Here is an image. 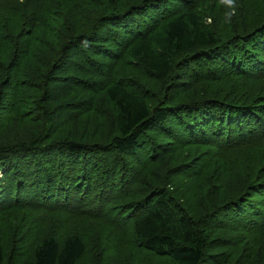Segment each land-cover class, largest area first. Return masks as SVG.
Listing matches in <instances>:
<instances>
[{
    "label": "trees",
    "instance_id": "16d2710c",
    "mask_svg": "<svg viewBox=\"0 0 264 264\" xmlns=\"http://www.w3.org/2000/svg\"><path fill=\"white\" fill-rule=\"evenodd\" d=\"M82 1L0 0L10 244L33 243L45 215L128 228L140 264H263L264 0H92L81 30L53 23ZM230 174L239 189L221 198ZM0 234V264L87 250L72 232L6 258Z\"/></svg>",
    "mask_w": 264,
    "mask_h": 264
},
{
    "label": "rangeland",
    "instance_id": "374dc122",
    "mask_svg": "<svg viewBox=\"0 0 264 264\" xmlns=\"http://www.w3.org/2000/svg\"><path fill=\"white\" fill-rule=\"evenodd\" d=\"M17 1L18 0H1V3L14 4ZM91 1L92 0H84L82 2H79L78 3L79 7H73L72 5L67 4V6L69 7L67 8L68 10L64 11V13H62V15H60V17L58 18L53 17L52 18L53 23L55 24L61 23V25L63 26L65 25V23H67V20H69L70 23L75 28L81 30L84 21L80 19V17H83V19L84 18L87 19L90 16V13L86 12V10L96 7V2H99V0H95L96 2L90 3ZM193 95L194 93L192 95L185 94L182 96V98L187 99ZM0 121H1V117H0ZM4 138L5 137H2L0 130V139H4ZM227 177H228L227 181L221 184L223 186L220 194L221 198L229 196V194L230 195L236 194L234 191L239 189L238 182L236 181L234 176L230 174ZM0 178H1V174H0ZM231 180H233V183L231 182ZM197 191H199L197 187L192 189L194 195L195 193H198ZM253 199L252 201H258L256 200L257 198H255V196ZM13 216L14 218L11 220L18 221V219L22 218L24 214L23 212L19 214L13 213ZM31 220L38 222V226L36 229V236L33 243L45 236L54 235L58 239H61L65 235L71 234L72 232L78 234L84 241L87 250L84 257L77 264H140L137 261V255L135 253L136 250L133 249L131 244H129L128 242V238H126L129 232L128 228H125V230L122 231L120 235L119 233L113 230L110 232L109 231L110 227L106 226L101 221L89 222L87 224L83 220H75L72 218L60 219L45 215L38 216V220L35 219H31ZM5 222H6L5 217H1L0 230L2 233V238L6 240V242H8L7 245L9 244L5 248V257L6 258L10 257L9 255L10 251L14 247L11 245L13 244L15 245V248H17V250H15L12 253V255L17 257L21 253L24 259H28L33 251L32 238L30 239L29 237H27V239H25L23 243H21V239L19 238V241L17 242L13 241L12 244H10L12 238H10V230L5 225ZM261 235L263 236V238L260 245L262 246L263 253L262 255H258V257L259 260H261V262L264 264V235L263 233ZM10 246L11 248H9ZM236 250H237L236 252L237 256L238 257L241 256V259H250V261H253L257 256L255 253H251V254L245 253L241 247L237 248ZM14 261H17V258ZM145 263L163 264V261H152L147 258ZM5 264H10V262L5 261Z\"/></svg>",
    "mask_w": 264,
    "mask_h": 264
},
{
    "label": "clouds",
    "instance_id": "9594fccd",
    "mask_svg": "<svg viewBox=\"0 0 264 264\" xmlns=\"http://www.w3.org/2000/svg\"><path fill=\"white\" fill-rule=\"evenodd\" d=\"M233 3H234V0H233Z\"/></svg>",
    "mask_w": 264,
    "mask_h": 264
}]
</instances>
